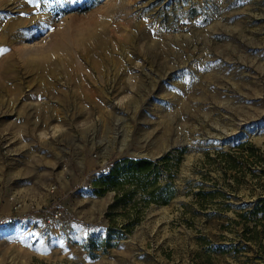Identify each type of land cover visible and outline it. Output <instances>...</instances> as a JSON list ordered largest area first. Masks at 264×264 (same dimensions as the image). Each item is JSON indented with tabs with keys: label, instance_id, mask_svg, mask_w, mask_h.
Listing matches in <instances>:
<instances>
[{
	"label": "rangeland",
	"instance_id": "1",
	"mask_svg": "<svg viewBox=\"0 0 264 264\" xmlns=\"http://www.w3.org/2000/svg\"><path fill=\"white\" fill-rule=\"evenodd\" d=\"M260 194L264 0H0V264H264Z\"/></svg>",
	"mask_w": 264,
	"mask_h": 264
},
{
	"label": "trees",
	"instance_id": "2",
	"mask_svg": "<svg viewBox=\"0 0 264 264\" xmlns=\"http://www.w3.org/2000/svg\"><path fill=\"white\" fill-rule=\"evenodd\" d=\"M244 144L246 143H241L239 147H243ZM246 145L249 148V151L252 152L254 146L251 144ZM168 158L169 153H166L160 158V160L167 161ZM230 160L231 167H235V158ZM155 168V162L147 158H124L113 163L109 170L100 176L97 184L100 185L103 183L116 187L119 183L120 177H131L137 182L143 179L149 180V182H155L157 177ZM149 177L152 178L149 179ZM196 194L200 195L202 192L198 191ZM169 197L170 194H168V198L163 202L167 203ZM113 206L114 204L111 205V207ZM237 206L240 208V211L236 212L239 220H233V222L236 225H241V239L248 240L252 243L259 242L261 240V233L264 227V195L260 194L251 200L239 203ZM109 237L110 234H107V237H105L103 241L105 246H108Z\"/></svg>",
	"mask_w": 264,
	"mask_h": 264
},
{
	"label": "bare ground",
	"instance_id": "3",
	"mask_svg": "<svg viewBox=\"0 0 264 264\" xmlns=\"http://www.w3.org/2000/svg\"><path fill=\"white\" fill-rule=\"evenodd\" d=\"M12 36L14 37V34H12ZM12 37V38H13ZM14 39V38H13ZM29 63V62H28ZM27 63V64H28ZM32 63V62H31ZM33 64V63H32ZM44 65H48V64H44ZM11 67V65H9V64H7V62H6V64L4 65V68H3V70L5 71L6 69H9Z\"/></svg>",
	"mask_w": 264,
	"mask_h": 264
}]
</instances>
